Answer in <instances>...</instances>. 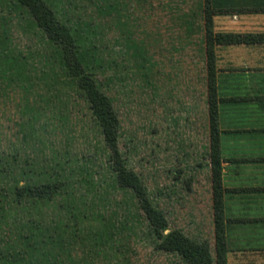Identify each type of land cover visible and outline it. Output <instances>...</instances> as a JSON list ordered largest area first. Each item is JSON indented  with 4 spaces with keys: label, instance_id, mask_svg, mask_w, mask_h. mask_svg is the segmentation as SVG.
I'll return each mask as SVG.
<instances>
[{
    "label": "rangeland",
    "instance_id": "obj_1",
    "mask_svg": "<svg viewBox=\"0 0 264 264\" xmlns=\"http://www.w3.org/2000/svg\"><path fill=\"white\" fill-rule=\"evenodd\" d=\"M115 1L116 15L108 13L100 23L108 60L116 61L118 71L108 64L92 74L114 101L126 166L164 214L168 231L179 230L192 239L206 228L201 218L206 219L211 193L197 54L196 25L204 0ZM16 3L0 0V18L7 14L8 19L7 36L0 28V46L9 44L5 54L22 69V81L13 84L21 90L8 89L0 100V189L9 193L24 184L60 186L51 199L9 208L12 215L32 216L40 223L37 260L183 264L177 255L156 250L137 203L118 187L107 166L98 127L83 98L56 65L51 70V46L26 10L21 16L9 14L22 10ZM187 24L192 25L189 31Z\"/></svg>",
    "mask_w": 264,
    "mask_h": 264
},
{
    "label": "trees",
    "instance_id": "obj_2",
    "mask_svg": "<svg viewBox=\"0 0 264 264\" xmlns=\"http://www.w3.org/2000/svg\"><path fill=\"white\" fill-rule=\"evenodd\" d=\"M16 1L15 7L22 10L18 12L9 11V14L15 12L17 16H21L24 14L23 10H26L33 21V27L39 31L44 43L48 47L51 46L52 52L49 55L51 70H55L53 66L56 65L57 72L62 74L64 78L71 79L72 84L83 98L92 122L98 127L106 151L107 166L118 187L129 192L135 203H137L138 210L146 222L149 233L157 241L156 250L177 255L183 264H225L222 226L223 189L220 183L217 100L212 50L214 44H238L249 39L239 35H214L212 32V19L214 15L220 12L239 13L264 10L235 8L236 0H232L233 3L229 0L232 8L227 5L228 10L221 7L224 4L223 2L226 3L228 0H204L203 7H201L205 50V103L208 148L206 155L209 159L215 242L212 257L206 241H196L185 237L179 230L168 231V223L164 214L152 205L140 178L126 166L120 152L118 145L120 125L114 101L102 91L101 85L92 74V70H101L108 64L114 69V73L118 71L119 66L116 61L114 59L108 60L110 56L103 46V24L100 23V19H103L108 13L112 16L116 15V1L55 0L57 7L59 6L60 14L58 15L51 8L53 0ZM82 1L86 2V6L80 5ZM237 3H239V0H237ZM6 16L0 18V28L3 27L2 30L7 36L5 29L7 28L6 20L8 19ZM0 48V100H2L7 97L8 89L19 88L21 90L20 86L15 87L13 84H19L22 81L20 77L22 69H20L19 63L16 65L11 64L12 60L10 59V61L8 54H5L9 50V44L0 46ZM46 57L47 55L44 58ZM22 59H26V57H21L20 60ZM14 67L16 75L12 74ZM115 77L116 75L113 76V78ZM4 170H7L5 164ZM59 189L60 186L54 183L15 186L9 193L7 189H0V264L44 263V261L37 260L40 253L38 251V239L43 236L39 226L40 223L32 216L22 218L17 214L12 215L9 208L11 204L21 207L26 201L36 204L38 201L51 199ZM9 195L11 200L8 199ZM44 264L58 263L47 260Z\"/></svg>",
    "mask_w": 264,
    "mask_h": 264
},
{
    "label": "crops",
    "instance_id": "obj_3",
    "mask_svg": "<svg viewBox=\"0 0 264 264\" xmlns=\"http://www.w3.org/2000/svg\"><path fill=\"white\" fill-rule=\"evenodd\" d=\"M230 1L223 2L221 7L232 8ZM199 7L196 26L200 29L201 48L197 54L205 90L201 3ZM235 8L264 10V0H239V3L236 0ZM212 32L249 39L238 44H214L212 50L225 264H264V11L217 13L212 19ZM208 207L206 219L201 218L207 224L205 234L196 232L192 239L206 241L213 257L211 193Z\"/></svg>",
    "mask_w": 264,
    "mask_h": 264
}]
</instances>
